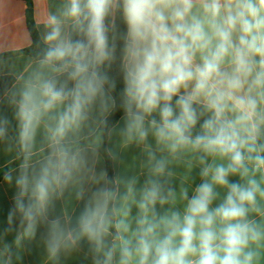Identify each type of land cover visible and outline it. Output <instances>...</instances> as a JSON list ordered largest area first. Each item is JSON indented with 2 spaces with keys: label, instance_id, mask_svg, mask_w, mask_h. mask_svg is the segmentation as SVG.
<instances>
[{
  "label": "clouds",
  "instance_id": "clouds-1",
  "mask_svg": "<svg viewBox=\"0 0 264 264\" xmlns=\"http://www.w3.org/2000/svg\"><path fill=\"white\" fill-rule=\"evenodd\" d=\"M34 26L0 44V264L40 228L43 264H264V0H44Z\"/></svg>",
  "mask_w": 264,
  "mask_h": 264
},
{
  "label": "crops",
  "instance_id": "crops-1",
  "mask_svg": "<svg viewBox=\"0 0 264 264\" xmlns=\"http://www.w3.org/2000/svg\"><path fill=\"white\" fill-rule=\"evenodd\" d=\"M33 6L34 21L38 18L44 6V0H31ZM27 9L28 4L22 0H0V44L5 42L12 45L14 54H18L20 50L25 52L28 49L24 48L27 40V33L29 30L27 21ZM0 111L8 114L11 117V111L7 106H0ZM115 144V138L113 139ZM138 150L130 149L126 153L121 154V158L125 164L131 163V158ZM11 156L6 154L3 150V146L0 145V171L7 168ZM113 164L114 174L123 172V165L120 163ZM106 167V160L103 164ZM15 167V166H14ZM107 168V167H106ZM197 183L199 182L197 178ZM14 187H10L2 179L0 181V234L7 228V213L13 204ZM59 208V205H58ZM44 232L43 228H40L37 234V238L31 245L28 246V250L23 253L20 264H43L44 249L40 243L41 233ZM15 232L9 233L4 239L6 242L11 243L14 239ZM87 251L86 245L82 251L74 253L73 255L62 260V264H91L90 258H85Z\"/></svg>",
  "mask_w": 264,
  "mask_h": 264
},
{
  "label": "trees",
  "instance_id": "trees-1",
  "mask_svg": "<svg viewBox=\"0 0 264 264\" xmlns=\"http://www.w3.org/2000/svg\"><path fill=\"white\" fill-rule=\"evenodd\" d=\"M22 1H25L27 2L28 4V9H27V21H28V26H29V30L32 34V39L35 40L37 38V31L35 29V26H34V14H33V6H32V2L31 0H22ZM29 50L26 51V53L28 52ZM8 83L7 80H3V79H0V89H2L4 87V85ZM119 90V88H118ZM120 113L117 112L111 119L113 122L119 120L120 118ZM13 167L15 166V164L12 165ZM106 167H107V170L109 172V175H113L114 174V168H113V164H112V161L110 160H107L106 159ZM7 170V168H5L4 170H1L0 171V181L3 179V174L4 172Z\"/></svg>",
  "mask_w": 264,
  "mask_h": 264
}]
</instances>
